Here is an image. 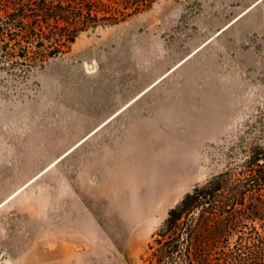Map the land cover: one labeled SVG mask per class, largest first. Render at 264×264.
Segmentation results:
<instances>
[{
  "label": "rangeland",
  "instance_id": "obj_1",
  "mask_svg": "<svg viewBox=\"0 0 264 264\" xmlns=\"http://www.w3.org/2000/svg\"><path fill=\"white\" fill-rule=\"evenodd\" d=\"M14 59L0 264H154L169 210L264 144V0H156L43 64Z\"/></svg>",
  "mask_w": 264,
  "mask_h": 264
},
{
  "label": "trees",
  "instance_id": "obj_2",
  "mask_svg": "<svg viewBox=\"0 0 264 264\" xmlns=\"http://www.w3.org/2000/svg\"><path fill=\"white\" fill-rule=\"evenodd\" d=\"M154 1L0 0V56L25 67L43 64L82 33ZM158 235L154 264H264V144L252 147L241 165L195 185L169 210Z\"/></svg>",
  "mask_w": 264,
  "mask_h": 264
},
{
  "label": "water",
  "instance_id": "obj_3",
  "mask_svg": "<svg viewBox=\"0 0 264 264\" xmlns=\"http://www.w3.org/2000/svg\"><path fill=\"white\" fill-rule=\"evenodd\" d=\"M89 66H90V67H92V65H91V64H90ZM3 264H5V263H3Z\"/></svg>",
  "mask_w": 264,
  "mask_h": 264
}]
</instances>
